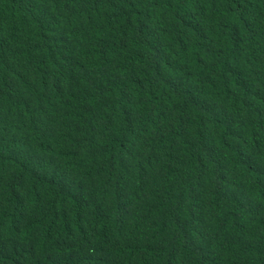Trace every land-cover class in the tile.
Segmentation results:
<instances>
[{
	"label": "trees",
	"instance_id": "obj_1",
	"mask_svg": "<svg viewBox=\"0 0 264 264\" xmlns=\"http://www.w3.org/2000/svg\"><path fill=\"white\" fill-rule=\"evenodd\" d=\"M0 264H264V0H0Z\"/></svg>",
	"mask_w": 264,
	"mask_h": 264
}]
</instances>
